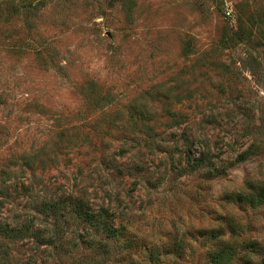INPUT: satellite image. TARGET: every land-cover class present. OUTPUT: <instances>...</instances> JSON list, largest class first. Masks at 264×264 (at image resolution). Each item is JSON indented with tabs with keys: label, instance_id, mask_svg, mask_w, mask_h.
Returning <instances> with one entry per match:
<instances>
[{
	"label": "rangeland",
	"instance_id": "obj_1",
	"mask_svg": "<svg viewBox=\"0 0 264 264\" xmlns=\"http://www.w3.org/2000/svg\"><path fill=\"white\" fill-rule=\"evenodd\" d=\"M254 185L264 0H0V230H22L0 264H208L231 232L264 249V206L237 199ZM72 205L103 211L110 245Z\"/></svg>",
	"mask_w": 264,
	"mask_h": 264
},
{
	"label": "trees",
	"instance_id": "obj_2",
	"mask_svg": "<svg viewBox=\"0 0 264 264\" xmlns=\"http://www.w3.org/2000/svg\"><path fill=\"white\" fill-rule=\"evenodd\" d=\"M244 156V155H243ZM243 156H239L237 159L238 161H242ZM189 161L192 159L190 158V156L188 157ZM204 156L199 157V159L193 160V164L191 165V170L192 171H197L198 169H200L201 167L204 168H210L211 167V161H206L207 163H204ZM207 166V167H205ZM210 171V169H209ZM250 190L252 191V193H254L252 196L250 197H246L245 193H240V195L238 194L237 199L238 202L241 203H246L248 204L249 208L252 209H256L260 206H264V187H261L259 185H254L252 188H250ZM82 204H78L77 206H81ZM74 210H78L82 211V208H78L76 205H72ZM72 208V210H73ZM64 211L65 212V208L62 207V203L58 202V201H54V202H44L41 205V212L45 215V218L48 219L50 218L51 221L54 220V217L56 216H60V217H64V219H68L71 215L70 212H67L66 214H62L61 212ZM103 211L101 210L98 214H94L92 212H87L84 211L83 212V219L85 220V222L87 224H90L92 226L95 227H101V230L104 231H108L109 235H106V239H101L99 240V242L97 243V245L101 246H108L110 245V241H113L115 236L112 233H116V229H111V227L109 225H106L107 223L104 221L102 214ZM70 215V216H69ZM56 221V220H55ZM109 226V227H108ZM51 232L58 230L57 228H59V225L56 224V222L54 224L51 223ZM43 228L45 229L44 231L38 229V228H34V226H30L27 227V229L24 231L25 234H29V238H31L33 240V242L35 241L36 244L38 243V241H42L45 234L48 233L47 228L48 225L46 227V225L43 226ZM50 232V233H51ZM56 233V232H55ZM212 233V232H211ZM232 233H229L228 238L224 239L223 237H221L217 242L216 245L213 247V250L211 252L208 253V264H264V249L262 248H257V243L255 242H251V243H247L246 245L240 243L237 240L232 239ZM22 234V230L21 229H1L0 230V236L3 239H6L8 241H14L20 238ZM54 235L53 233H51L48 236V239L45 242H49V243H45L46 247H51L56 249L57 245H56V241L57 242H61L62 241V237H58L55 242H54ZM56 236V235H55ZM88 236V235H87ZM76 243L80 242L81 239L78 236L77 238H75ZM83 242V241H81ZM76 243H74L75 246H79ZM89 245V243H87ZM1 249H3L1 247ZM126 251L125 252H129V249H131V246H126ZM258 256V255H262V257L260 259H256L254 260V256ZM179 257V256H176ZM125 259V263L124 264H141V261L139 259V257H134L132 256V254H128V256H124ZM160 259L159 256H157V258L155 257L154 261L152 259V255H149L148 258L145 259L144 262H146V264H151L152 262L156 263L159 262L158 260ZM5 261L6 263H10L11 259H10V253L4 249L3 251H0V261ZM118 264H123V257L119 258V260L117 261ZM116 260L113 258V262L111 264H117ZM27 264H35L33 262L31 263H27Z\"/></svg>",
	"mask_w": 264,
	"mask_h": 264
},
{
	"label": "built area",
	"instance_id": "obj_3",
	"mask_svg": "<svg viewBox=\"0 0 264 264\" xmlns=\"http://www.w3.org/2000/svg\"><path fill=\"white\" fill-rule=\"evenodd\" d=\"M226 14H227V16H230V11H228Z\"/></svg>",
	"mask_w": 264,
	"mask_h": 264
}]
</instances>
